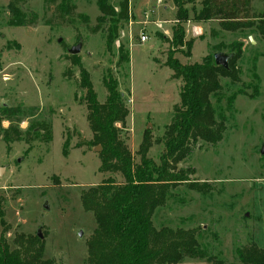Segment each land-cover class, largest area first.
<instances>
[{"label":"rangeland","instance_id":"374dc122","mask_svg":"<svg viewBox=\"0 0 264 264\" xmlns=\"http://www.w3.org/2000/svg\"><path fill=\"white\" fill-rule=\"evenodd\" d=\"M176 1L187 15L182 26L185 40L191 41L189 48L171 43ZM202 1L129 0V17L122 21L107 50L103 30L91 32L99 15L96 0H69L75 8L71 26L66 27L48 24L54 5L45 0H23L19 7L26 18L35 14V21L9 25V0H0V110L20 109L12 123L0 115V241L13 247L18 234L34 235L39 229L44 257L53 259L54 264H85L86 239L95 223L92 213L81 206V190L109 176L123 181L118 172L99 171V150L89 144L92 132L79 87V67L72 64L67 52L81 42L79 52L73 55L89 72L99 101L106 95L103 75L110 70L117 79L129 110L120 136L135 162L139 144L148 138V156L157 163L181 84L165 64L167 54L181 63H192L215 51L239 49L241 81L231 84L228 78H221L223 97L219 102L212 98L226 119L222 140L214 145L197 143L177 165L189 168V180L203 184L205 192L180 183L171 188L151 220L156 228L197 229L200 247L223 264H240L239 247L253 242L264 248V154L260 153L264 146V38L256 29L255 18L264 10V0H249L247 16L230 29L219 19L194 22L193 13ZM109 2L118 10V0ZM77 14L85 15L87 22ZM143 34L147 38L140 41ZM120 45L129 52V61L117 64ZM254 74L259 79V95L238 94L232 106H227V96L237 89L252 91L248 84L255 83ZM40 122L51 127L48 142L42 141V131L36 136L28 129ZM10 123L17 124L24 134L7 143L3 129ZM178 264L210 263L185 257Z\"/></svg>","mask_w":264,"mask_h":264},{"label":"trees","instance_id":"16d2710c","mask_svg":"<svg viewBox=\"0 0 264 264\" xmlns=\"http://www.w3.org/2000/svg\"><path fill=\"white\" fill-rule=\"evenodd\" d=\"M22 1L9 0V25H29L35 21V14L26 18L27 14L19 7ZM45 1L54 5V16L47 20L50 26H71L75 6L69 0H59L58 3L56 0ZM174 4L176 23L172 25L171 43L189 48L191 41L185 40L182 26L187 18L185 9L178 1ZM96 6L99 15L91 32L103 30L105 47L110 50L122 21L129 17V0H118V10L109 0H96ZM248 12L249 0H203L200 9L193 13L192 20L204 23L219 19L230 29L236 27L239 19L247 16ZM77 16L83 22L88 20L83 14ZM255 18L256 29L264 38V10ZM214 48L218 49V46ZM118 51L117 64L128 62L129 52L122 45ZM231 51L227 68L215 64L213 53L192 63H181L171 53L167 54L165 64L172 70V77L180 80L181 84L179 101L174 105L172 120L164 132V150L158 163L148 156V138H143L139 144V160L135 162L132 152L120 136L129 110L118 89L117 79L110 70L102 77L106 95L103 101H99L89 72L80 65L77 55L69 56L72 64L79 67V87L84 92L86 119L92 132L89 144L100 146L98 169L100 172H118L123 178L122 182H116L109 176L81 190V206L84 211L92 213L95 223L86 239L85 264H178L185 257L223 264L221 259L200 247L197 229L156 228L151 218L155 209L165 204L171 188L182 182H187L189 189L205 192L203 184L189 180V168H178L177 165L188 157L197 143L214 145L223 138L226 119L212 98L219 102L223 97L221 78H228L231 84L241 81L237 65L240 52L235 48ZM253 80L255 83L248 84L252 87L250 93L237 89L227 96L226 105L231 107L238 94L250 98L258 96L257 74H254ZM19 113L18 107H3L0 110L1 117L11 123L12 117ZM11 123L3 129V139L7 143L20 140L24 134L17 124ZM28 129L33 130L36 136L42 131L40 137L44 142L51 140V127L46 122L31 124ZM24 139L29 141L28 137ZM66 145L67 141L63 144L64 155ZM2 209L0 198V217ZM236 254L240 264H264V248L253 242L237 248ZM0 264H54V260L44 257V244L37 233L27 236L18 234L13 247L4 240L0 241Z\"/></svg>","mask_w":264,"mask_h":264},{"label":"water","instance_id":"95a60500","mask_svg":"<svg viewBox=\"0 0 264 264\" xmlns=\"http://www.w3.org/2000/svg\"><path fill=\"white\" fill-rule=\"evenodd\" d=\"M58 41H60V38L58 39ZM250 41L253 42V40L250 38ZM80 46H81V42H78L76 45L72 46L71 48H69L67 50V52L71 55L73 54H77L80 50ZM232 57V53H225L221 50L219 51H215L213 53V58H214V62L215 64L217 65H220L224 68H227L228 67V60ZM96 150H100V146H96L95 147ZM260 153L261 154H264V146H262V148L260 149ZM2 168H0L1 170ZM45 208H47V205L45 204L44 205ZM82 232H79V236H81ZM37 235L40 237V233H39V229L37 230Z\"/></svg>","mask_w":264,"mask_h":264},{"label":"built area","instance_id":"2783aa9c","mask_svg":"<svg viewBox=\"0 0 264 264\" xmlns=\"http://www.w3.org/2000/svg\"><path fill=\"white\" fill-rule=\"evenodd\" d=\"M146 38H147L146 35H144V34L143 35H140V41H145Z\"/></svg>","mask_w":264,"mask_h":264}]
</instances>
